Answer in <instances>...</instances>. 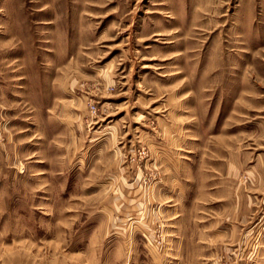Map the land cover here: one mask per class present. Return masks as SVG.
Instances as JSON below:
<instances>
[{
  "label": "rangeland",
  "instance_id": "rangeland-1",
  "mask_svg": "<svg viewBox=\"0 0 264 264\" xmlns=\"http://www.w3.org/2000/svg\"><path fill=\"white\" fill-rule=\"evenodd\" d=\"M0 264H264V0H0Z\"/></svg>",
  "mask_w": 264,
  "mask_h": 264
}]
</instances>
